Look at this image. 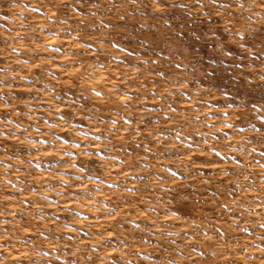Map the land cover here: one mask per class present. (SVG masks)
Here are the masks:
<instances>
[{"label": "clouds", "instance_id": "obj_1", "mask_svg": "<svg viewBox=\"0 0 264 264\" xmlns=\"http://www.w3.org/2000/svg\"><path fill=\"white\" fill-rule=\"evenodd\" d=\"M0 264H264V0H0Z\"/></svg>", "mask_w": 264, "mask_h": 264}]
</instances>
